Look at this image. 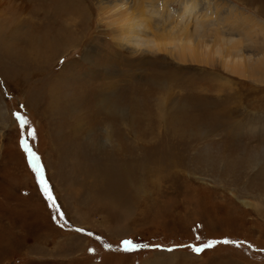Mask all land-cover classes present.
Segmentation results:
<instances>
[{
    "label": "rangeland",
    "instance_id": "rangeland-1",
    "mask_svg": "<svg viewBox=\"0 0 264 264\" xmlns=\"http://www.w3.org/2000/svg\"><path fill=\"white\" fill-rule=\"evenodd\" d=\"M56 1L0 0V264H264V0Z\"/></svg>",
    "mask_w": 264,
    "mask_h": 264
},
{
    "label": "bare ground",
    "instance_id": "bare-ground-1",
    "mask_svg": "<svg viewBox=\"0 0 264 264\" xmlns=\"http://www.w3.org/2000/svg\"><path fill=\"white\" fill-rule=\"evenodd\" d=\"M18 1V0H16ZM96 1V4L97 6H99V9L102 8L103 10V7L106 9L107 7L112 11V14H115V18L117 19L116 22H121V21H124L125 22V26L121 27L120 29H124L125 28V32H131L134 30V26H136L137 24H135V16L133 14H129L127 12V9L128 8H125L123 11V9L121 10L122 7H124L126 5V1L125 0H95ZM121 1L122 4H121ZM125 1V2H124ZM133 1V0H132ZM145 1V0H143ZM152 1V0H151ZM151 1L149 0V3L151 4ZM31 2V1H30ZM74 2V1H73ZM197 2V1H196ZM201 2V1H200ZM16 3V2H15ZM25 3V2H24ZM23 3V1H20V5L23 9H28V5H25ZM28 3V2H27ZM134 3V1L132 2ZM140 3L139 0H135V4H138ZM55 4L57 5V8L55 10L56 12V16L60 18H65V16H67V18L69 19L71 17V15H73L75 12L79 13V14H82V10H79V7L76 6V5H72L70 3V0H57L55 2ZM69 4V5H68ZM103 6V7H101ZM132 6H135L136 5H132ZM101 10V9H100ZM101 10V11H102ZM57 12H60V13H57ZM114 12V13H113ZM104 13V12H103ZM114 16V15H113ZM143 16V15H142ZM113 18V17H112ZM52 19V18H51ZM114 20V19H113ZM251 21V20H250ZM115 22V21H114ZM115 22V23H116ZM249 22V21H248ZM121 24V23H120ZM233 24V23H232ZM246 24V23H245ZM247 25V24H246ZM49 28V27H48ZM46 28V30L44 29V27L38 29L36 31L35 34H33L31 36V38L29 39H24V42L21 43L23 44L24 47H27V48H37L41 51L42 53V59H44L45 55H44V52H43V48H47V49H51V50H54V51H57L59 47H61L62 49V46L65 44V43H68L67 39H70L71 38V31L70 30H67L66 31V27L64 25V19L59 23L57 24L56 28L55 29H48ZM240 28V27H239ZM45 30V31H44ZM122 31V30H121ZM39 33V34H38ZM65 36V37H64ZM176 38V37H175ZM159 41V40H158ZM165 42V41H164ZM173 42V41H172ZM190 43V42H189ZM192 45V44H191ZM180 46V45H179ZM192 47V46H191ZM189 47L188 46H183L182 47L180 46V50H184V49H188ZM166 49V48H165ZM194 49V48H193ZM19 52L20 51H23V50H20L18 49ZM190 50V49H189ZM195 51V49H194ZM218 50H216L215 52H217ZM224 51V50H223ZM227 51V50H226ZM27 52V51H26ZM182 52V51H180ZM221 52V51H219ZM225 52V51H224ZM186 53V52H183V54ZM173 54V52H172ZM224 54V53H223ZM179 55V54H178ZM186 55V54H185ZM189 55V54H188ZM187 55V56H188ZM192 55V54H191ZM190 55V56H191ZM201 56V55H200ZM203 56V55H202ZM224 56H227L228 58L227 59H231V62L228 63V65H232V66H235L237 67L240 71L245 68L247 70H249V77H252L253 74H259L256 72V70H262L261 67H257V63L255 65H251V66H239V65H242L243 63H247L245 61L246 58H242V57H239L238 55H236L235 53L233 54H230V55H224ZM259 56V59H264V55H260L258 54ZM18 57V55H17ZM183 57V56H182ZM21 58H22V54H21ZM24 58V57H23ZM180 60H183L181 57H179ZM193 58V57H191ZM190 58V59H191ZM195 58V56H194ZM204 57H198L197 60H203ZM226 59V60H227ZM210 60V59H209ZM219 60V59H218ZM225 60V59H223ZM35 61V60H34ZM230 61V60H229ZM256 61H253V63H255ZM262 67H263V70H264V61H263V64H262ZM261 72V71H260ZM263 73V72H262ZM261 77V76H260ZM253 78V77H252ZM124 178V177H123ZM102 187V186H101ZM113 190V189H112ZM136 190H137V187H136ZM134 190V191H136ZM103 192V190H102ZM109 192V191H108ZM132 192V191H131ZM104 194V192H103ZM130 195V194H129Z\"/></svg>",
    "mask_w": 264,
    "mask_h": 264
},
{
    "label": "snow or ice",
    "instance_id": "snow-or-ice-1",
    "mask_svg": "<svg viewBox=\"0 0 264 264\" xmlns=\"http://www.w3.org/2000/svg\"><path fill=\"white\" fill-rule=\"evenodd\" d=\"M16 118L19 121L22 128L24 125H26L28 123L27 120L23 116H20L19 114L16 115ZM33 135H34V132L31 129H29L27 132V136L32 137ZM21 143H22V147L24 148L25 152L27 153L31 167L34 169L37 177L39 178V184H40L41 188L43 189L45 196L47 197L48 200L52 201L51 206L55 207L56 206L55 201L53 200V197H52V194L49 190L47 182L44 180V173H43L42 167L40 166L39 158L36 156V154L29 147L27 140H22ZM61 218H63V217L61 216ZM214 243L215 242H209L207 244H204L203 247H195V248H193V251L196 253H200L201 251H203L204 248L213 247ZM224 243H230V242L224 241ZM140 247H143V246L136 245L131 240L122 241V248L124 251H132V250H135V249L140 248Z\"/></svg>",
    "mask_w": 264,
    "mask_h": 264
}]
</instances>
